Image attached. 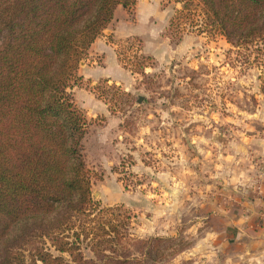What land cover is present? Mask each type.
<instances>
[{"label":"rangeland","instance_id":"obj_1","mask_svg":"<svg viewBox=\"0 0 264 264\" xmlns=\"http://www.w3.org/2000/svg\"><path fill=\"white\" fill-rule=\"evenodd\" d=\"M179 7L116 6L71 89L89 120L93 199L125 210L134 235L156 237L164 253L141 264H198L189 252L214 205L243 199L249 185L252 196L262 181L264 41L232 45Z\"/></svg>","mask_w":264,"mask_h":264},{"label":"trees","instance_id":"obj_2","mask_svg":"<svg viewBox=\"0 0 264 264\" xmlns=\"http://www.w3.org/2000/svg\"><path fill=\"white\" fill-rule=\"evenodd\" d=\"M174 1L179 14L198 17V31L232 45L264 41V0ZM134 3L0 0V264H141L163 256L151 245L156 237L134 235L125 210L93 199L89 120L71 91L116 6ZM145 58L133 62L140 71Z\"/></svg>","mask_w":264,"mask_h":264},{"label":"crops","instance_id":"obj_3","mask_svg":"<svg viewBox=\"0 0 264 264\" xmlns=\"http://www.w3.org/2000/svg\"><path fill=\"white\" fill-rule=\"evenodd\" d=\"M255 145L263 159L262 181L252 196L249 185L242 188L243 199L214 205L213 215L204 218L205 236L189 252L198 264H264V128Z\"/></svg>","mask_w":264,"mask_h":264}]
</instances>
